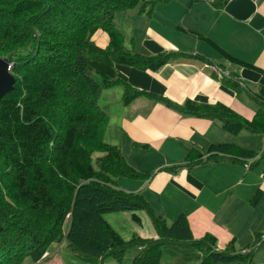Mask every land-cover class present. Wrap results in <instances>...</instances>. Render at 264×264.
Wrapping results in <instances>:
<instances>
[{"label":"trees","instance_id":"obj_1","mask_svg":"<svg viewBox=\"0 0 264 264\" xmlns=\"http://www.w3.org/2000/svg\"><path fill=\"white\" fill-rule=\"evenodd\" d=\"M228 2L210 4L221 11ZM153 4L150 0H0V58L9 56L15 81L0 100V264H39L49 258L53 244L62 242L95 264L109 258L121 263L127 249L134 250L129 264H163L162 250L170 245L199 252L198 264H249L261 248V233L246 247V255L238 253L232 241L218 250L209 234L195 240L184 215L167 224L142 195L114 184L115 178L147 181L151 176L132 169L120 149L103 139L109 115L99 100L104 90L116 86L121 88L124 106L142 99L183 117L218 121L233 136L243 131L264 135V88L257 93L242 90L235 72L225 83L237 95L244 93L254 101L251 121L222 106L189 101L177 106L127 83L117 65L156 72L173 57H190L142 55L127 47L123 30L114 24L115 15ZM98 31L107 36L105 48L92 41ZM198 39L236 69L248 68L264 76L207 39ZM133 42L130 39L129 45ZM255 155L230 144L211 145L204 152L191 148L180 164L165 169L176 172L222 158L237 159L250 169L255 162H248ZM124 212L131 213L138 226L137 213L143 212L157 238L142 239L132 233L125 241L103 218Z\"/></svg>","mask_w":264,"mask_h":264},{"label":"crops","instance_id":"obj_2","mask_svg":"<svg viewBox=\"0 0 264 264\" xmlns=\"http://www.w3.org/2000/svg\"><path fill=\"white\" fill-rule=\"evenodd\" d=\"M150 1L155 4L133 12L132 16L122 15L117 21L124 27L127 47L142 55L190 54V57H173L156 72L117 65L127 83L135 90L163 96L177 106L187 101L222 106L251 121L256 113L254 101L244 93L237 95L225 82L230 72H235L242 90L257 93L264 88V76L252 69H236L198 36L264 72V0H229L221 11L211 6V0ZM127 31L137 34L136 38H130L134 45H129ZM92 41L100 48L108 43L101 31L93 35ZM213 66L227 75H216ZM121 93L117 92L114 98L107 96L104 103L109 115L104 136L107 134L109 144L120 149L132 169L151 176L147 181L119 178L120 189L137 192L142 197L146 192L144 199L167 224L184 215L193 239L209 234L215 238L218 250L232 241L235 250L246 255L249 253L246 247L253 243L255 235L263 234V244L253 253L249 264H264V182L261 179L264 135L243 131L233 136L218 121L183 117L172 109L142 99L124 106ZM109 126L112 128L108 129ZM218 144L257 153L248 162L255 164L245 169L244 162L222 158L176 172L165 169L180 164L188 149L204 152ZM137 216L140 226H131V232L142 239H156L147 217ZM177 248L166 246L161 262L199 263V252Z\"/></svg>","mask_w":264,"mask_h":264},{"label":"rangeland","instance_id":"obj_3","mask_svg":"<svg viewBox=\"0 0 264 264\" xmlns=\"http://www.w3.org/2000/svg\"><path fill=\"white\" fill-rule=\"evenodd\" d=\"M136 11H140V9H133V10H129L123 13H117L115 15L114 18V24L122 29V24L118 23L117 21L119 20V18L123 16H132L133 12ZM118 23V24H117ZM121 27H119V26ZM124 28V27H123ZM136 35H133L131 32L129 33L127 31V38H136ZM102 39V38H101ZM126 39V38H125ZM117 92H121V88L116 86L113 87L111 89H107L104 90L102 93V96L99 100V104H103L105 103V101H107V96H112V98H114L116 96ZM114 100V99H113ZM112 128L111 126H109L108 129ZM103 139L105 142L109 143L108 141V135L106 134L105 136L103 135ZM112 145V143H111ZM119 178H115L114 184L120 189L121 187V183L118 180ZM144 197L146 194L143 193ZM137 215H143L145 216V214L143 212H139L137 213ZM104 220L106 221V223L110 224L113 229L118 232V234L125 240L128 241L130 238V235L132 234L130 228L131 226L134 228H137L135 226V223L131 220V213L128 212H124V213H107L104 214L103 216ZM146 218V217H145ZM134 250L132 249H127L124 253V258L123 261L121 263H116L115 261L112 260V258L107 259L104 264H129L130 263V259H132ZM168 263V262H167ZM173 263V262H171ZM23 264H33L30 261H26ZM41 264H95V260L91 259V258H85L84 256H82L80 253L78 252H73L71 251L70 248L67 247L65 242H62L61 244H53L50 248H49V258L45 261H42ZM97 264V263H96ZM170 264V263H168Z\"/></svg>","mask_w":264,"mask_h":264},{"label":"water","instance_id":"obj_4","mask_svg":"<svg viewBox=\"0 0 264 264\" xmlns=\"http://www.w3.org/2000/svg\"><path fill=\"white\" fill-rule=\"evenodd\" d=\"M12 64L9 61V56L0 58V100L13 89L14 78L10 74Z\"/></svg>","mask_w":264,"mask_h":264},{"label":"built area","instance_id":"obj_5","mask_svg":"<svg viewBox=\"0 0 264 264\" xmlns=\"http://www.w3.org/2000/svg\"><path fill=\"white\" fill-rule=\"evenodd\" d=\"M212 71L216 74V75H218V76H221V75H227V73H224L223 71H221L220 69H218V68H216V67H213L212 68ZM246 167V166H245ZM261 177H262V180L264 181V171L262 172V175H261Z\"/></svg>","mask_w":264,"mask_h":264}]
</instances>
